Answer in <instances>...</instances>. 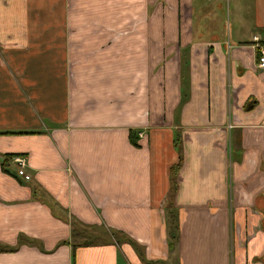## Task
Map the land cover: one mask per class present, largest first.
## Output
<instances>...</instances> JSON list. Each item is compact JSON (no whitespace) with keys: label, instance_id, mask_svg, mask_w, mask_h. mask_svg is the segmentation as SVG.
I'll return each mask as SVG.
<instances>
[{"label":"crops","instance_id":"1","mask_svg":"<svg viewBox=\"0 0 264 264\" xmlns=\"http://www.w3.org/2000/svg\"><path fill=\"white\" fill-rule=\"evenodd\" d=\"M211 2L0 0V264H264V0Z\"/></svg>","mask_w":264,"mask_h":264},{"label":"built area","instance_id":"2","mask_svg":"<svg viewBox=\"0 0 264 264\" xmlns=\"http://www.w3.org/2000/svg\"><path fill=\"white\" fill-rule=\"evenodd\" d=\"M253 47L257 52V62L256 65L259 68H264V43L262 42L261 38L257 35H253L252 43ZM139 136L142 135L141 132L138 133ZM11 163L16 166L17 169V176L23 178L24 180H30L31 176L26 171L28 166L27 158L24 155L16 154L10 158Z\"/></svg>","mask_w":264,"mask_h":264},{"label":"trees","instance_id":"3","mask_svg":"<svg viewBox=\"0 0 264 264\" xmlns=\"http://www.w3.org/2000/svg\"><path fill=\"white\" fill-rule=\"evenodd\" d=\"M135 138H136V133L134 131L130 130L129 131V139L134 146H138L137 142L135 141ZM175 142H177L176 139H175ZM179 150H180V148H178V151ZM10 157H6L4 159V161H2V163H1L2 167H4L6 162H8L10 160ZM181 162H182V157H181V154L179 153L178 158H177V162L173 166L170 167V171H171V174L173 177L176 176V174L180 168ZM174 212L175 211L173 209H168V212H167L168 221H169V222L168 221L167 222L170 225V237H169V241H168L169 247H172L174 245V241H175V237H176V228L174 225V217H175ZM170 219H171V221H170Z\"/></svg>","mask_w":264,"mask_h":264},{"label":"rangeland","instance_id":"4","mask_svg":"<svg viewBox=\"0 0 264 264\" xmlns=\"http://www.w3.org/2000/svg\"><path fill=\"white\" fill-rule=\"evenodd\" d=\"M216 0H212V2L210 3V5H212V7L214 6V3H215ZM227 4V3H226ZM227 6V5H226ZM155 5L153 4L152 8L154 9ZM208 10H210V8H208ZM211 11V10H210ZM200 16L202 17V14L200 15V13L198 12V10H195V20L198 19V17L200 18ZM220 14L217 15L216 17V21L213 22V27H218V28H227V29H230L231 27L233 28L234 27V23L231 25L230 22H229V14L228 12H226L225 14V18L221 19L220 18ZM107 237V235H105ZM87 239H90V238H87Z\"/></svg>","mask_w":264,"mask_h":264}]
</instances>
